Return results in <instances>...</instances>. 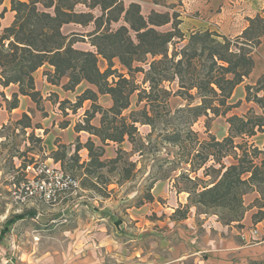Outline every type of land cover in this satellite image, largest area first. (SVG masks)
<instances>
[{"label": "rangeland", "instance_id": "1", "mask_svg": "<svg viewBox=\"0 0 264 264\" xmlns=\"http://www.w3.org/2000/svg\"><path fill=\"white\" fill-rule=\"evenodd\" d=\"M76 11L87 12L88 9L78 4ZM92 12L95 16L99 15L96 9ZM184 17L179 14L178 20L183 23ZM189 21L188 25L180 23L178 26L185 37L175 45L178 48L190 35L191 27L187 28L191 24ZM118 25L113 24L112 28ZM92 30V24L87 27L73 24L64 27L61 32L64 35L76 33L69 36L73 48L94 51L87 37ZM159 30L168 31L170 27L166 25ZM169 48L171 50L172 46ZM258 54L252 77H257L264 68ZM150 61V56H147L146 61L135 66L146 71ZM99 67L105 70L106 62L100 60ZM46 70L42 71L43 75ZM112 70L130 78L116 59L113 60ZM143 79V73L133 74L132 80L141 90L148 86ZM244 81L253 85L256 80L248 76ZM164 85L172 93L167 98L166 106L158 108L155 129L151 131L148 125H137V137L141 138L142 144L138 151L128 141L103 145L101 160L115 158L120 149L124 154L121 153L123 159L118 166L122 167L125 161L135 163L133 177L128 181L119 180V169L108 172L110 165L94 174H85L84 169L73 166L68 160L74 152L77 138L81 144L90 138L96 146L102 145L98 138L86 132L76 135L74 131L76 124H83L91 102L85 101L75 111H72V106L77 94L87 88L94 89L92 86L82 82L67 93L61 87L64 92H48L49 95L40 101L38 107L34 103L32 109L29 105H23L26 108L23 113L30 117L31 128L27 129H22L16 123L23 113L11 115V110L6 109V102L0 95V264L4 259L21 263L19 257L22 253L26 254L23 260L30 264H59L60 261L64 264L264 263L258 256L260 253H256L264 246V226L259 225L262 221L256 224L252 219L249 224L244 221L245 215L256 213L261 204L254 202L259 197L256 192H253L255 198L250 201L247 196L243 197L245 207H255L248 210L238 223L225 225L224 219L228 215L221 208H196L190 205L185 219L172 218L175 210H184L189 204L188 194L180 190L200 189L212 185L216 180L219 165L212 160L199 168L201 159L197 158V152L202 149L199 143L207 139L208 134L220 141L228 135L229 125L226 117H212L210 120L199 117L192 120L190 125L187 114L178 111L187 108L188 102L179 95H173L178 89L177 80ZM0 93L11 100L9 87L0 85ZM191 94L195 95V92ZM237 101H241L240 106L228 115L242 116L251 108L255 114L261 113L256 105L245 102L241 91H236L229 100L231 104ZM136 102V95L133 94L130 107L123 112L124 116L142 108L144 103L137 106ZM97 103L104 109L111 106L108 95L99 96ZM196 104L197 100H194L191 106ZM99 119L100 115L96 114L91 124L99 126ZM173 132H180L181 143L175 145L165 139ZM241 141L240 138L234 140L235 144ZM245 141L264 151V133ZM61 145L66 147L67 154L64 167L51 158ZM79 155V164L88 161L87 150L81 149ZM222 162L225 166L234 163L231 157L224 158ZM44 167L55 172L62 171L76 182L77 188L56 190L54 199L47 202L40 186L47 185L48 180L38 174ZM182 174L198 180L189 183L181 177ZM151 182H155L150 190L153 201L140 204ZM53 184L57 185L56 180H53ZM26 187H29L32 195H25ZM19 214H23L24 218L13 223L8 232L5 231V222ZM256 226L259 233H253Z\"/></svg>", "mask_w": 264, "mask_h": 264}, {"label": "trees", "instance_id": "2", "mask_svg": "<svg viewBox=\"0 0 264 264\" xmlns=\"http://www.w3.org/2000/svg\"><path fill=\"white\" fill-rule=\"evenodd\" d=\"M9 4L14 19L10 26L0 32V85L4 88L16 85L17 92L12 93L11 100L0 93L7 110L18 107L19 96L28 97L36 107L39 106L42 96L35 87V76L45 65L52 69L44 73L47 82L52 85H59L64 78L67 80L62 85L65 91H73L82 82L95 89L87 88L77 96L72 111L82 107L85 101H90L91 106L85 112L83 124H76L74 131L86 132L98 138L102 145L96 146L90 138L81 144L77 138L74 152L68 158L73 166L84 169L85 174H94L110 165L108 172L119 169V180H130L135 163L125 161L122 167L118 166L123 159L121 153L124 154L120 149L115 158L101 160L103 145L128 141L138 151L142 144L141 138L137 137V125H148L151 131L155 129L158 108L166 106L167 98L172 93L166 90L164 84L177 80L178 89L173 95H179L188 102L187 108L178 111L187 114L190 125L192 120L199 117L207 120L226 117L229 128L228 135L220 141L208 134L207 139L199 143L202 146L201 151L197 152V158L201 159L199 168L212 160L219 165L216 170L218 176L210 186L180 190L188 194L189 204L184 210H175L172 218L185 219L189 207L195 206L221 208L228 215L224 219L225 225L238 223L248 210L255 207H245L243 197L256 192L259 197L254 202L261 204L251 219L255 224L264 220V151L245 141L264 133V74L253 85L244 86L245 102L256 105L261 113L255 114L251 108L242 116L228 115L241 104V101L229 103L235 88L254 68L251 53L264 39L263 17L249 19L248 27L234 38L210 30L193 31L183 46L178 48L175 45L185 37L178 28L181 21L175 11H151L143 16L138 4L125 6L123 0H9ZM78 4H83L88 11L77 12ZM95 9L99 11L98 16L92 12ZM68 24L81 27L92 24L93 30L87 37L95 50L73 48L69 36L76 33L64 35L61 32L62 27ZM113 24L119 25L114 29ZM166 25L170 30H159ZM147 56L151 58L148 70L135 66L146 61ZM115 59L130 78L112 70ZM100 60L107 64L103 71L99 67ZM139 72L144 74L143 83L148 84L147 89H139L132 80L133 74ZM192 91L195 95L191 94ZM133 94L136 95L137 106L142 102L144 104L140 110L124 116L123 112L130 107ZM102 95L110 97L111 106L107 109L97 103ZM194 100H197V104L191 106ZM96 114L100 115L99 126L91 124ZM16 123L22 129L31 128L30 117L25 113ZM165 137L175 145L183 140L180 132ZM237 138L242 140L241 143L235 144ZM65 148L59 146L51 156L61 167H64L67 156ZM81 149L87 150L88 161L79 164ZM227 157H231L234 163L225 166L222 160ZM181 177L189 183L198 180L185 174ZM154 183L149 184L140 204L153 201L150 190ZM178 214L180 217L176 218ZM23 218V214H19L8 219L4 230L8 232L13 223Z\"/></svg>", "mask_w": 264, "mask_h": 264}, {"label": "crops", "instance_id": "3", "mask_svg": "<svg viewBox=\"0 0 264 264\" xmlns=\"http://www.w3.org/2000/svg\"><path fill=\"white\" fill-rule=\"evenodd\" d=\"M123 3L125 6H128L130 3L138 4L140 6L141 14L143 16H147L151 11H156L159 13H163L167 11L168 12L176 11L180 14V16L185 15L184 17L185 21L181 23L182 25L184 24L188 25L187 21H189L190 18L192 19V21L191 20L189 21L191 24L187 26L188 29L189 27H191V29H189L190 33L195 30L205 31L209 29L210 31H215L221 35L230 38L239 36L248 27L249 19H252L256 16H261L264 18V0H123ZM177 8L179 10H176ZM4 9H6V11L3 12L2 16H0V32L3 28L10 26V24L14 19V12L10 11L9 0H3L2 3L0 4V14ZM69 25H73V24L64 25L62 29H64V27H68ZM262 42L251 53V57L254 61V67L256 65L257 53H259L258 56L260 60L264 63V43ZM44 69H47L49 71L52 70L49 66H43L36 73L35 87L40 92L42 99L45 100V96L49 95L48 92L59 94V90L63 91L61 87L63 84L66 83L67 80L63 78L61 80V84L52 85L47 82L46 77L42 74V71ZM261 70L262 71L258 73L257 77L255 76L252 77V71H253L252 70L251 73L249 74V78L253 80H257L261 75L264 74V68ZM247 84L248 83L245 81L239 84L235 88L232 96L236 91L238 92L241 91L242 95L244 93V98H245L244 86ZM8 87L10 89L11 95L12 93L17 92L16 85L11 84ZM64 93L67 92L65 91ZM18 100H19L18 107L11 110V115L13 116H15L16 113L20 114L26 112V108L24 109L23 105L26 106L29 105L30 109H32L33 102L28 97L19 96ZM76 135H78V133ZM245 196H247L248 201H250V199L255 198L254 193L247 194ZM251 215H252L251 213L249 214L247 213V215H245L244 221L246 224L251 223V217H252ZM259 225L264 226V220L261 223H259ZM258 230L259 229L256 226L254 228V231L259 233ZM251 232L252 230H250V233ZM256 253H260L258 254V256H260V258L264 261V246L260 252H256ZM24 255L26 254L25 253L20 254L19 259L21 260V263L15 260L13 261H15L18 264H30L29 261L23 260ZM59 264H64V263L60 261Z\"/></svg>", "mask_w": 264, "mask_h": 264}, {"label": "built area", "instance_id": "4", "mask_svg": "<svg viewBox=\"0 0 264 264\" xmlns=\"http://www.w3.org/2000/svg\"><path fill=\"white\" fill-rule=\"evenodd\" d=\"M28 168H30L28 166ZM38 174L43 175L44 178L48 180L47 185H44V182L42 184L44 187L40 186V190L43 193V198L47 202L52 201L55 197V191L56 190H70L73 188H77V184L75 181H73L69 176H66L62 171H53L50 170L47 167H44L42 170L38 172ZM53 180H56L57 185L53 184ZM25 195H32V191L29 189V187L25 188ZM256 233V232H253ZM2 264H18L15 261L11 259H5Z\"/></svg>", "mask_w": 264, "mask_h": 264}]
</instances>
